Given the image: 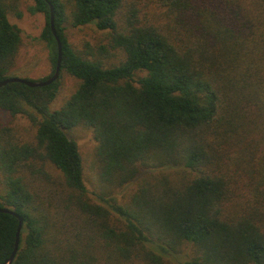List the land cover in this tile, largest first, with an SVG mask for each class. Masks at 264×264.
I'll use <instances>...</instances> for the list:
<instances>
[{"label": "trees", "instance_id": "trees-1", "mask_svg": "<svg viewBox=\"0 0 264 264\" xmlns=\"http://www.w3.org/2000/svg\"><path fill=\"white\" fill-rule=\"evenodd\" d=\"M33 1L29 11L47 18L51 72L41 80L58 63L52 3L61 72L80 83L56 110L60 77L0 87V110L36 127L34 140L0 127V207L24 219L12 264H264V0H160L166 18L152 22L127 0H71L70 10ZM17 6L0 0V81L13 76L22 44L8 16ZM67 21L108 31L106 42L76 49ZM77 126L97 143L98 201L69 135ZM161 167L181 177L143 180L127 202L114 195L142 168ZM18 224L0 212V264ZM186 245L194 254L181 263Z\"/></svg>", "mask_w": 264, "mask_h": 264}, {"label": "rangeland", "instance_id": "rangeland-1", "mask_svg": "<svg viewBox=\"0 0 264 264\" xmlns=\"http://www.w3.org/2000/svg\"><path fill=\"white\" fill-rule=\"evenodd\" d=\"M16 2L17 8H11L8 16L13 24L21 29L22 44L18 52L17 62L11 75L39 81L51 72L46 42L40 38L43 28L46 26L47 18L44 13H31L29 7L34 4L33 0H8ZM70 10L71 0H63ZM135 2L140 9L138 14L143 22L162 20L165 16V7L160 0H127ZM22 12V17L17 16V10ZM69 12V11H68ZM66 34L71 44L78 50L85 51L87 46L96 47L106 42L108 31L100 30L95 25L89 24L82 27H74L69 21L66 22ZM121 58V57H120ZM117 56L111 58L107 63H118ZM146 72H138L136 77L145 75ZM80 80L69 73L63 71L60 75V89L57 97L51 104V109H60L69 96L76 90ZM8 125L18 131L24 140H34L36 127L22 116H12L7 111L0 110V127ZM69 135L73 137L78 145L83 158L84 177L90 196L98 201L97 194L105 190L99 178V169L96 158V141L93 131L83 126L75 127ZM51 177L61 179L60 171L51 163L45 165ZM181 168H142L138 176L120 189H116L114 195L120 202H127L130 196L136 191L138 185L143 180L153 181L155 178L167 175L173 180L181 177ZM4 187L0 182V195L3 194ZM194 254L193 247L186 245L177 260L181 263L189 259Z\"/></svg>", "mask_w": 264, "mask_h": 264}, {"label": "water", "instance_id": "water-1", "mask_svg": "<svg viewBox=\"0 0 264 264\" xmlns=\"http://www.w3.org/2000/svg\"><path fill=\"white\" fill-rule=\"evenodd\" d=\"M46 1H49V0H46ZM49 6H50V26H51L52 31L55 34L57 42H58V63H57V66H56V69H55L53 75L50 76L49 78L45 79V80H39V81H34V80L21 78V77H17V76H11V77L6 78L5 80L0 81V87L4 86L10 82H22V83L27 84V85L32 86V87L45 86V85L51 84V83H53L59 79L60 74H61L62 44H61V40L57 34V31H56L55 25H54V16H55L54 6L52 3H49ZM0 212L11 213V214H13L19 218V224H18V229H17V234H16V243H15L14 250L12 251L11 255L7 258V260L3 263V264H12L14 259H15L16 254H17L18 248H19L20 233H21V230L23 227L24 219L20 214H18L16 211H14L13 209L8 208V207H0Z\"/></svg>", "mask_w": 264, "mask_h": 264}]
</instances>
